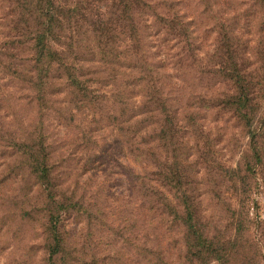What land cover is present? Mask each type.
I'll return each mask as SVG.
<instances>
[{
    "label": "rangeland",
    "instance_id": "1",
    "mask_svg": "<svg viewBox=\"0 0 264 264\" xmlns=\"http://www.w3.org/2000/svg\"><path fill=\"white\" fill-rule=\"evenodd\" d=\"M186 1L198 54L178 88L163 86L161 114L152 93L150 111L122 123L109 85L83 104L66 90L62 101L27 104L10 88L0 136L28 139L0 168V264H264V4ZM235 71L255 96L250 126L221 97ZM35 145L49 152L54 199L29 168ZM179 202L191 206L196 235L173 213ZM54 214L61 242L51 256Z\"/></svg>",
    "mask_w": 264,
    "mask_h": 264
},
{
    "label": "trees",
    "instance_id": "2",
    "mask_svg": "<svg viewBox=\"0 0 264 264\" xmlns=\"http://www.w3.org/2000/svg\"><path fill=\"white\" fill-rule=\"evenodd\" d=\"M109 2L102 8L93 3L83 6L74 0H0V93L6 95H0V105L8 101L10 88L24 93L15 101L27 104L62 101L58 97L63 90L80 94L77 101L83 104L94 102L88 93L109 85L111 89L104 93L117 99L122 123L146 115L152 93L153 112L161 114L168 100L166 97L162 100L163 86L171 91L178 88L188 66L196 61L198 48L194 43L198 40V30L193 24L194 16L186 0ZM205 2L208 6L209 0ZM246 4V0H241V5ZM263 4L264 0H253V5ZM208 26L206 33L211 34L212 26ZM118 48L122 50L120 53ZM217 63L221 65L220 57ZM205 67L203 74L215 75L213 65ZM223 79L229 89L221 97L234 105L235 110L244 109L245 123L250 126L255 96L248 76L235 71ZM217 97L215 102L222 103L220 96ZM175 110L172 107L173 117H177ZM6 134L4 141L0 136V168H8L9 158L20 151L18 144L28 139L17 136L15 131ZM254 136L253 133L252 139ZM35 146L29 168L43 186L45 196L52 198L54 187L59 184L51 183L49 152L42 145ZM170 207L173 213L184 214L183 224L196 235L191 206L179 202ZM56 217V214L51 216L54 220L50 227L54 241L51 256L57 255L56 248L61 242ZM53 264L64 263L60 260Z\"/></svg>",
    "mask_w": 264,
    "mask_h": 264
}]
</instances>
